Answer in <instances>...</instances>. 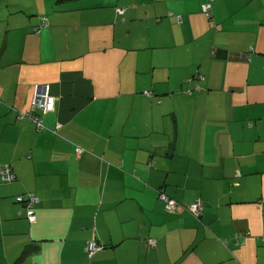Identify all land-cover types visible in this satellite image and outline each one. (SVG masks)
Masks as SVG:
<instances>
[{
    "label": "crops",
    "instance_id": "crops-1",
    "mask_svg": "<svg viewBox=\"0 0 264 264\" xmlns=\"http://www.w3.org/2000/svg\"><path fill=\"white\" fill-rule=\"evenodd\" d=\"M203 1L0 0V264H264V0Z\"/></svg>",
    "mask_w": 264,
    "mask_h": 264
},
{
    "label": "built area",
    "instance_id": "built-area-1",
    "mask_svg": "<svg viewBox=\"0 0 264 264\" xmlns=\"http://www.w3.org/2000/svg\"><path fill=\"white\" fill-rule=\"evenodd\" d=\"M211 2L212 0H204L200 4L201 12L208 18L211 17ZM117 10L121 11V9H117ZM48 25H49L48 19L44 16L40 17L39 24L35 26L34 32L38 33L42 27ZM48 98H49V91L47 86H43L35 90L33 99L30 103L29 110L26 112H18L17 118L28 117L29 119H31V121L33 122V124L37 129L43 128V113L47 108ZM0 178L4 182H10L14 179V175L10 165H0ZM159 197L160 199L165 201L167 210L174 211L177 209L179 204L175 200L169 199L164 195H160ZM15 199L16 201H19L26 205L27 208L26 217L30 221H33L34 213L33 210L31 209V206L37 201L36 196L32 193H28L26 195L17 196ZM189 209L193 215L199 216L202 213L203 204L199 199H196L194 200V202H192ZM241 236H245V235H239V237ZM148 244L150 246H155L156 241L154 239H150ZM102 248L103 245L101 243L99 244L95 240H89L86 244V251L88 258H91L95 252L101 250Z\"/></svg>",
    "mask_w": 264,
    "mask_h": 264
},
{
    "label": "trees",
    "instance_id": "trees-1",
    "mask_svg": "<svg viewBox=\"0 0 264 264\" xmlns=\"http://www.w3.org/2000/svg\"><path fill=\"white\" fill-rule=\"evenodd\" d=\"M212 3V2H211ZM239 235H241V234H235V236H234V238L235 239H237V238H239ZM242 237V236H241ZM97 242V241H96ZM242 242V241H241ZM241 242H240V244H241ZM97 243H99V242H97ZM243 243V242H242ZM100 244V243H99ZM103 245V244H102ZM105 248V245H103V248L102 249H104ZM101 249V250H102ZM100 251V250H99Z\"/></svg>",
    "mask_w": 264,
    "mask_h": 264
}]
</instances>
